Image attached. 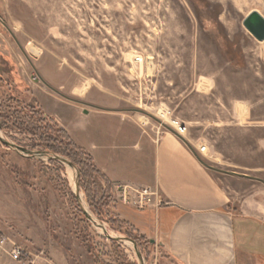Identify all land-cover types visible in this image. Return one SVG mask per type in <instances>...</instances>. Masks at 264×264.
Wrapping results in <instances>:
<instances>
[{"label":"rangeland","instance_id":"rangeland-1","mask_svg":"<svg viewBox=\"0 0 264 264\" xmlns=\"http://www.w3.org/2000/svg\"><path fill=\"white\" fill-rule=\"evenodd\" d=\"M252 10L264 16V0H0V111L44 114L52 129L51 119L62 126L49 113L60 112L85 138L104 122L92 113L107 109L157 138L168 109L187 126V140L207 146L200 156L208 169L264 185V40L243 25ZM236 101L250 106L246 122L263 126L236 124L228 113ZM5 121L12 125L0 117L1 128ZM2 130L17 144L45 149L33 147L39 135ZM51 161L0 143V228L55 264H138L132 249L85 219L72 170ZM93 180L101 214L80 183L85 203L111 233L133 238L118 211L141 208L124 204L117 184L106 198L103 179ZM139 240L146 264H174Z\"/></svg>","mask_w":264,"mask_h":264},{"label":"crops","instance_id":"crops-1","mask_svg":"<svg viewBox=\"0 0 264 264\" xmlns=\"http://www.w3.org/2000/svg\"><path fill=\"white\" fill-rule=\"evenodd\" d=\"M91 112L82 108L80 113ZM228 113L236 124L263 126L246 122L250 106L243 101L231 103ZM49 114L91 154L113 185L156 190L145 207L118 212L174 264H264V185L257 177L213 172L191 138L163 129L152 138L107 109L92 113L104 122L85 138L77 135L75 120L67 121L60 112ZM0 264L23 263L0 251Z\"/></svg>","mask_w":264,"mask_h":264},{"label":"trees","instance_id":"trees-1","mask_svg":"<svg viewBox=\"0 0 264 264\" xmlns=\"http://www.w3.org/2000/svg\"><path fill=\"white\" fill-rule=\"evenodd\" d=\"M39 109V108H38ZM16 110V109H15ZM40 110V109H39ZM41 114L43 113L40 110ZM24 114L22 111L19 112ZM18 111H11L8 113H5V111H0V117L9 118L12 125H6L8 123L7 121L2 123V128H16V129H22L25 130L27 133L32 135H39V138L37 141H35V144L33 147H43L47 150L62 154L68 158H70L78 167L81 174V188L83 192L85 193V196L93 209L96 213L99 215L100 212L96 211L97 205L99 204V200H97V194L96 190L94 189L93 185L95 184V180H93V175L96 174L99 176L105 184L107 185V192H106V198L110 197V193L113 189L112 183L107 178V176L95 165L94 160L91 156V154L81 145L77 144L66 132L65 129L60 127L54 120H50L51 123L54 124V129L56 132V136L54 135V129L47 125L45 123L44 125V119H46V116L43 114L39 117L33 116V112H31V116H25L21 117L19 116ZM43 123V124H42ZM56 127V128H55ZM59 136V137H58ZM52 162V161H51ZM131 229L133 230L131 233L133 234H127L129 236H132L138 243L139 248L141 251H143L142 243L140 242V238L144 239L145 242H149L146 240L143 236L137 234V232H134V228L131 225ZM140 237V238H139ZM113 244L118 245L116 241L111 240Z\"/></svg>","mask_w":264,"mask_h":264},{"label":"water","instance_id":"water-1","mask_svg":"<svg viewBox=\"0 0 264 264\" xmlns=\"http://www.w3.org/2000/svg\"><path fill=\"white\" fill-rule=\"evenodd\" d=\"M243 25L246 30L257 40H264V16L257 10L250 11L243 19ZM0 143L6 148L28 158L39 159L43 161H56L68 166L73 173L72 193L76 203L83 213L85 219L97 230L101 231V235L109 240H113L129 247L135 253L138 264H146V259L139 248L137 241L131 237L111 233L108 228L89 208L85 203L80 189V171L77 165L68 157L47 150L38 148H29L17 144L10 140L3 132L0 123ZM153 242V240H151Z\"/></svg>","mask_w":264,"mask_h":264},{"label":"built area","instance_id":"built-area-1","mask_svg":"<svg viewBox=\"0 0 264 264\" xmlns=\"http://www.w3.org/2000/svg\"><path fill=\"white\" fill-rule=\"evenodd\" d=\"M136 62H141L142 57L136 56ZM170 111L164 110L160 113L161 122L159 126H162L164 130H169L177 136L184 137L187 132V126L170 115ZM192 147L198 154H203L207 151V146L201 144L199 146L193 145ZM116 189L119 192V197L124 204L135 205L138 208H143L148 205L150 197L157 195L156 190L150 187H134L128 184H117ZM0 251H3L12 260L26 263V264H38L39 261L49 262V258L45 255L44 251L32 252L24 245L19 244L7 235L0 228Z\"/></svg>","mask_w":264,"mask_h":264},{"label":"bare ground","instance_id":"bare-ground-1","mask_svg":"<svg viewBox=\"0 0 264 264\" xmlns=\"http://www.w3.org/2000/svg\"><path fill=\"white\" fill-rule=\"evenodd\" d=\"M33 48V47H32ZM38 49V48H37ZM30 50V49H29Z\"/></svg>","mask_w":264,"mask_h":264}]
</instances>
